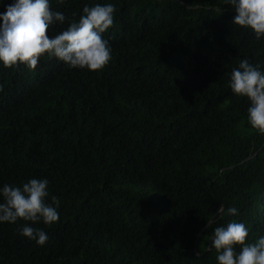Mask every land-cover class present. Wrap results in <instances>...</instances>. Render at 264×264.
I'll return each instance as SVG.
<instances>
[{
    "label": "trees",
    "instance_id": "obj_1",
    "mask_svg": "<svg viewBox=\"0 0 264 264\" xmlns=\"http://www.w3.org/2000/svg\"><path fill=\"white\" fill-rule=\"evenodd\" d=\"M49 3L68 18L50 37L85 5H115L112 59L102 71L47 55L34 71L0 64V188L47 179V202L60 199L52 225L0 222V264H217L215 227L264 236V134L229 86L242 59L264 70V37L223 0ZM221 204L237 215L208 228Z\"/></svg>",
    "mask_w": 264,
    "mask_h": 264
},
{
    "label": "clouds",
    "instance_id": "obj_2",
    "mask_svg": "<svg viewBox=\"0 0 264 264\" xmlns=\"http://www.w3.org/2000/svg\"><path fill=\"white\" fill-rule=\"evenodd\" d=\"M64 3V0H57ZM234 11L232 23L254 34L256 40L264 37V0H223ZM218 11H222L218 9ZM115 5H85L79 19H72L66 30L50 37L54 24H63L68 18L64 13L53 11L49 0H14L0 13V64L4 68L23 65L34 71L40 58L47 55L64 62L72 69L102 71L112 59V50L102 34L114 24ZM75 16V14H73ZM229 86L237 97L250 102L247 120L259 134H264V70L260 64L253 66L247 59L240 60L231 70ZM2 91V86H0ZM49 181L31 179L22 186L4 184L0 188V222L16 223L18 220L52 225L59 220V197L49 198ZM235 207L224 206L207 221V227L216 218L237 215ZM20 235L43 246L48 235L40 228L21 225ZM249 229L242 222L229 221L217 226L208 250L216 252L217 264H264V236L249 242ZM237 248L239 251H237Z\"/></svg>",
    "mask_w": 264,
    "mask_h": 264
},
{
    "label": "water",
    "instance_id": "obj_3",
    "mask_svg": "<svg viewBox=\"0 0 264 264\" xmlns=\"http://www.w3.org/2000/svg\"><path fill=\"white\" fill-rule=\"evenodd\" d=\"M204 226H205V225H204ZM204 226H203V227H204ZM203 227H202V228H203ZM202 228H201V229H202ZM201 229H200V230H201ZM200 230L198 231V233L200 232Z\"/></svg>",
    "mask_w": 264,
    "mask_h": 264
},
{
    "label": "rangeland",
    "instance_id": "obj_4",
    "mask_svg": "<svg viewBox=\"0 0 264 264\" xmlns=\"http://www.w3.org/2000/svg\"><path fill=\"white\" fill-rule=\"evenodd\" d=\"M204 225H205V224H204ZM204 225H203V226H204ZM203 226H202V227H203ZM202 227H201V228H202Z\"/></svg>",
    "mask_w": 264,
    "mask_h": 264
}]
</instances>
